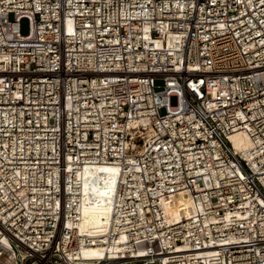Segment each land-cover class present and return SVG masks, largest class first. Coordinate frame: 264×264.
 I'll return each mask as SVG.
<instances>
[{
    "label": "built area",
    "instance_id": "obj_1",
    "mask_svg": "<svg viewBox=\"0 0 264 264\" xmlns=\"http://www.w3.org/2000/svg\"><path fill=\"white\" fill-rule=\"evenodd\" d=\"M88 165L119 173L96 238ZM0 264H264V0H0Z\"/></svg>",
    "mask_w": 264,
    "mask_h": 264
},
{
    "label": "bare ground",
    "instance_id": "obj_2",
    "mask_svg": "<svg viewBox=\"0 0 264 264\" xmlns=\"http://www.w3.org/2000/svg\"><path fill=\"white\" fill-rule=\"evenodd\" d=\"M236 153L244 157L251 146V140L243 133L229 136ZM117 166L88 165L80 174L81 188V218L79 232L92 238L106 234L109 223L111 198L118 181ZM165 214L171 222L188 219L193 212L191 197L186 192H180L162 199ZM69 226V224H67ZM93 250L84 251V257L99 256Z\"/></svg>",
    "mask_w": 264,
    "mask_h": 264
},
{
    "label": "rangeland",
    "instance_id": "obj_3",
    "mask_svg": "<svg viewBox=\"0 0 264 264\" xmlns=\"http://www.w3.org/2000/svg\"><path fill=\"white\" fill-rule=\"evenodd\" d=\"M8 19L10 21H12L13 20V16L9 15ZM19 32L21 34H23V35L27 34V32H28V22H27V20L22 19V20L19 21ZM156 85H161V83L157 82ZM175 104H176V99L174 97H172L170 99V105L174 106Z\"/></svg>",
    "mask_w": 264,
    "mask_h": 264
}]
</instances>
